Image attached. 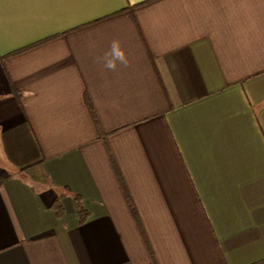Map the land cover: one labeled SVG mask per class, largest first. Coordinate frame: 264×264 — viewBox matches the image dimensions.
<instances>
[{
  "label": "crops",
  "instance_id": "1",
  "mask_svg": "<svg viewBox=\"0 0 264 264\" xmlns=\"http://www.w3.org/2000/svg\"><path fill=\"white\" fill-rule=\"evenodd\" d=\"M111 157L156 264H264V0H0V264H153Z\"/></svg>",
  "mask_w": 264,
  "mask_h": 264
},
{
  "label": "trees",
  "instance_id": "2",
  "mask_svg": "<svg viewBox=\"0 0 264 264\" xmlns=\"http://www.w3.org/2000/svg\"><path fill=\"white\" fill-rule=\"evenodd\" d=\"M95 121L97 122L96 118H95ZM111 163H112V166H113V170L115 172V177H117L118 181H119V184H120V190L122 191V194H123V198H124V202L126 203V206L128 208V211H129V215L132 216L134 222H135V227H137L138 231H139V234L141 236V240H143L145 246H146V249L148 252V255L151 259V261L153 262V264H156L155 262V258L153 256V253L151 252V248H150V245H149V242L148 240H146V234L144 232V228L142 227V224H141V220H140V217L139 215L137 214V209H136V206L134 204V202H132V197L122 179L121 174H120V171L117 167V164H115L116 162L114 161V159H112L111 157ZM72 199H73V206H74V209L76 211V217H78V221L79 223H82L85 219H86V216H87V211L84 209L83 205L81 204V196L78 195V194H72ZM54 208L56 210V213L58 215H60L62 213V206L60 205L59 202H56L54 204Z\"/></svg>",
  "mask_w": 264,
  "mask_h": 264
},
{
  "label": "clouds",
  "instance_id": "3",
  "mask_svg": "<svg viewBox=\"0 0 264 264\" xmlns=\"http://www.w3.org/2000/svg\"><path fill=\"white\" fill-rule=\"evenodd\" d=\"M103 67L108 71H116L118 66L128 67L130 64L126 50L121 46L119 40H113L108 51L103 54Z\"/></svg>",
  "mask_w": 264,
  "mask_h": 264
}]
</instances>
